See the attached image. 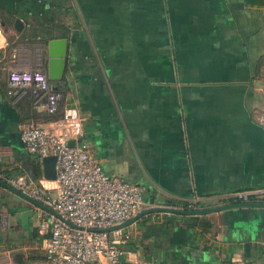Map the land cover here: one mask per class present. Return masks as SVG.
Segmentation results:
<instances>
[{"label":"crops","instance_id":"1","mask_svg":"<svg viewBox=\"0 0 264 264\" xmlns=\"http://www.w3.org/2000/svg\"><path fill=\"white\" fill-rule=\"evenodd\" d=\"M61 36L66 63L51 84L62 98L47 114L28 88L8 92L7 72L46 70L47 41ZM67 106L82 117L103 170L143 186L136 213L190 199L193 208L219 205L231 202V190L264 187V0H0V169L54 193L55 180L42 176L41 157L19 131L34 123L59 133L55 121ZM20 205L33 214L24 218ZM39 215L55 213L0 184V264H45L49 229ZM123 227L128 262L264 259L261 205L195 219L157 210Z\"/></svg>","mask_w":264,"mask_h":264},{"label":"built area","instance_id":"2","mask_svg":"<svg viewBox=\"0 0 264 264\" xmlns=\"http://www.w3.org/2000/svg\"><path fill=\"white\" fill-rule=\"evenodd\" d=\"M7 83L9 93L18 95L20 89L28 88L39 110L47 114L57 112L62 92L52 86L44 68H10ZM55 123L61 129L59 133L34 123L23 124L19 131V139L28 152L39 157L55 156L54 193L44 184L7 175L0 169L1 179L59 213L49 220L39 215L40 228L49 229L44 246L45 264H152L147 258L122 260V244L130 239L129 231L124 227L106 230L136 213L143 201V186L103 170L88 151L82 117L74 107H65ZM259 123L264 128V112ZM263 194L264 187H254L234 189L224 197L250 201ZM175 206L195 205L190 199ZM234 264L248 262L237 258ZM256 264H264V259Z\"/></svg>","mask_w":264,"mask_h":264},{"label":"water","instance_id":"3","mask_svg":"<svg viewBox=\"0 0 264 264\" xmlns=\"http://www.w3.org/2000/svg\"><path fill=\"white\" fill-rule=\"evenodd\" d=\"M16 27H20L22 25L19 18H16L15 20ZM66 52H67V37L61 36V37H52L49 38L47 41V54H48V60H47V66L46 71L48 77L52 81H57L61 79L66 63ZM54 88L57 89V85H54ZM69 143H72V140L69 141ZM41 165H42V176H44L47 179H55L56 177V169H55V156L54 155H45L41 157ZM0 184L4 187H7L11 191H13L18 197H21L23 199H26L27 201L33 203L34 205L38 207H42L45 209H49L53 211L55 214L59 215L57 211L49 207L48 205L44 204L43 202L33 198L32 196L22 192L21 190L17 189L16 187L12 186L8 182L4 181L0 178ZM234 205H261L264 206V200H250V201H239V202H227L222 203L219 205H213L208 207H197V208H183V207H177L174 203L168 204V205H156L152 207L144 208L137 213H135L133 216L128 218L127 220L109 226L106 228V230H111L118 227L126 226L130 223H132L134 220H136L138 217L142 216L145 213H149L152 211L157 210H164L169 212H176L181 214H186L190 218H198L200 214H205L207 212H211L214 210L223 209L226 207H231ZM19 210L24 211L22 213V216L25 218L30 217L33 214V209H29L27 205H20L17 207ZM28 210V212L26 211Z\"/></svg>","mask_w":264,"mask_h":264},{"label":"trees","instance_id":"4","mask_svg":"<svg viewBox=\"0 0 264 264\" xmlns=\"http://www.w3.org/2000/svg\"><path fill=\"white\" fill-rule=\"evenodd\" d=\"M45 3H42V6H44ZM51 80V79H50ZM52 81V80H51ZM54 82V81H53ZM56 82V81H55ZM58 82V81H57ZM258 200H264V199H258ZM231 202H239V201H233L231 200Z\"/></svg>","mask_w":264,"mask_h":264},{"label":"rangeland","instance_id":"5","mask_svg":"<svg viewBox=\"0 0 264 264\" xmlns=\"http://www.w3.org/2000/svg\"><path fill=\"white\" fill-rule=\"evenodd\" d=\"M54 26V25H53Z\"/></svg>","mask_w":264,"mask_h":264}]
</instances>
